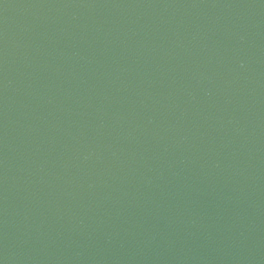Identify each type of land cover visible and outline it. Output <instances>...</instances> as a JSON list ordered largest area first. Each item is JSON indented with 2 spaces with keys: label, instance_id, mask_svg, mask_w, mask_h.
I'll use <instances>...</instances> for the list:
<instances>
[{
  "label": "water",
  "instance_id": "obj_1",
  "mask_svg": "<svg viewBox=\"0 0 264 264\" xmlns=\"http://www.w3.org/2000/svg\"><path fill=\"white\" fill-rule=\"evenodd\" d=\"M0 264H264V0H0Z\"/></svg>",
  "mask_w": 264,
  "mask_h": 264
}]
</instances>
